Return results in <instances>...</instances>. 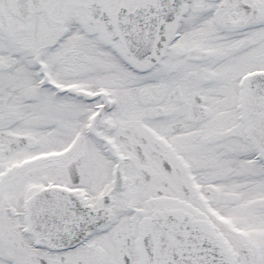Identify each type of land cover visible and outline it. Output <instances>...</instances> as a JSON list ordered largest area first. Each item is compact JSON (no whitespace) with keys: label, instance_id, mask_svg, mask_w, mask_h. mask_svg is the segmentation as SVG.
Returning <instances> with one entry per match:
<instances>
[{"label":"snow or ice","instance_id":"6c2138e0","mask_svg":"<svg viewBox=\"0 0 264 264\" xmlns=\"http://www.w3.org/2000/svg\"><path fill=\"white\" fill-rule=\"evenodd\" d=\"M0 264H264V0H0Z\"/></svg>","mask_w":264,"mask_h":264}]
</instances>
